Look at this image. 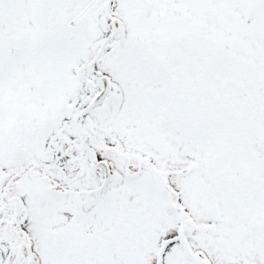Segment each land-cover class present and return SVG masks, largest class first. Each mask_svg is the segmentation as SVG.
Returning a JSON list of instances; mask_svg holds the SVG:
<instances>
[{
	"label": "flooded vegetation",
	"instance_id": "1",
	"mask_svg": "<svg viewBox=\"0 0 264 264\" xmlns=\"http://www.w3.org/2000/svg\"><path fill=\"white\" fill-rule=\"evenodd\" d=\"M80 1V7L74 8L75 0H0V59L13 56L29 42L34 45L33 56L39 57L79 40L83 49L78 66L85 74L60 99L50 94H55L52 85H32L34 114L17 116L9 128L0 122V156L11 165L0 176V199L5 202L0 213H6L0 225L7 226L4 243L12 250L17 239L18 245L27 247L28 217L41 212L59 219L67 215L54 205L45 209L39 204L44 197L52 199L53 185L61 191L74 187L76 202L83 196L81 189L95 195L103 192L109 179L105 165L111 162L123 175L119 195L128 209L140 200L134 195L129 203L126 187L148 183L161 187L163 203L173 201L180 207L184 224L176 228L184 246L188 234L196 230L236 234L230 236L232 246L241 244L244 249L257 218L244 222L251 193L258 191L264 201V0H208L207 15L195 7L194 20L182 14L174 20L178 35L172 43L167 16L160 20L148 16L151 9L154 14L162 11L168 0ZM189 4L191 0H182L181 10ZM237 10L240 17L235 16ZM20 11L26 17L17 23ZM30 23L32 28H25ZM20 24L22 31L17 34ZM134 25L141 32H154L137 41ZM207 26H212L211 35ZM125 43L143 60L137 66L132 62L134 72L146 67L159 82L134 79L127 89L128 96L133 94L129 112H124L125 105L109 118L99 117L111 85L106 81L100 88L96 78L115 67L112 59L120 56ZM178 46L181 58L176 59L170 54ZM206 71H217L212 81L205 80ZM189 73L197 74L188 79ZM7 86L1 85V92ZM40 88H48L49 96L43 97ZM24 150H28L26 158ZM15 182L19 186L10 193ZM183 186L196 195L184 201ZM166 195L171 200L166 201ZM217 195L223 208L215 205ZM190 202L198 212L190 209ZM221 211L228 217H223V225L212 226ZM167 212L174 210L169 206ZM151 216L147 212L142 218ZM256 228L264 231V225ZM59 234L66 233L49 232L48 238ZM209 243L213 244L211 239ZM19 250L14 264H26L27 255ZM4 259L0 264H5Z\"/></svg>",
	"mask_w": 264,
	"mask_h": 264
},
{
	"label": "rangeland",
	"instance_id": "2",
	"mask_svg": "<svg viewBox=\"0 0 264 264\" xmlns=\"http://www.w3.org/2000/svg\"><path fill=\"white\" fill-rule=\"evenodd\" d=\"M42 1L43 0H40V2ZM207 1L208 0H198L194 4H189L186 10H181L182 4L180 0H168L167 6H164L162 11H159L158 14H154L153 9H151V13L148 16L160 20L164 16L171 17V15H178L179 18H182L180 17V14H182L185 15L188 20H192L198 14L196 8H199L200 12L204 13V16L208 14ZM80 4V0H75L73 7L78 8L80 7ZM40 8L42 10V5ZM235 16L240 17V11L237 10ZM25 17L26 15L20 11V16L16 20L17 23L22 22ZM46 17H48L47 14ZM168 20L169 43H172L177 39L178 22H174L175 19L171 18ZM17 27L18 28L14 32L19 34L22 31V24ZM134 27L135 30L133 33L135 34L137 41L143 39L145 37L144 34L154 32L151 29H146L145 31L141 32L138 30V26L134 25ZM211 27L212 26L206 27V33L208 35L212 34L210 31ZM25 28L31 29V23L30 25H25ZM125 44L122 45L123 47L121 48L123 52H125L124 54L127 53L128 55L139 56L130 43ZM32 45L33 44L31 42L25 43L23 46L17 49V52L13 56L0 59V86L8 85L7 89L3 90L2 92L0 90V122L5 123L7 128L12 125L17 116H31L34 114L33 98L35 97L36 89L32 85H52V87H54L55 94L50 92L48 88H40L41 94L43 97H48L50 92L52 96L60 99L71 92L72 85L76 82L74 77L75 67L82 63L81 52L83 47L79 40L73 41L71 45L68 46L69 48H64V45L58 46L56 51L57 53L51 56L47 54H42L39 57L33 56ZM175 49L177 51L172 50L173 52L170 55H174V58L176 59L181 58V53L178 51L179 46L175 47ZM119 50H117V53L120 52ZM142 62L143 60L139 56L138 60H136L133 65L136 64L137 66ZM118 63L120 64V61H118ZM170 63H173V61ZM52 66H55V68ZM126 66H122L121 72L113 71L111 74L114 77L112 78L113 80H120L127 86V89L130 82H132L134 79L143 80V76L145 74L150 76V70L146 67L134 72L135 68L133 70L132 64L125 68ZM173 69L170 68V71ZM179 71L181 70L175 67L174 73L178 76V78H181ZM212 72L213 73L210 71H206V73L204 72L206 75L204 76L205 80L212 81L214 79V74H217V71ZM153 74L157 75V73ZM200 75L203 74L201 73ZM192 77L189 79H192ZM79 82L82 83L81 81ZM137 93L139 94V91H137ZM132 97L133 94H130L129 100ZM0 158H2L0 159L1 176L4 173V170L8 169L11 165L9 162H7V160H3V157L0 156ZM18 186L19 182H15L11 186L10 193H14ZM183 187L185 188V190L182 192V198L184 201L190 197L193 198L196 195L195 190L191 195L188 192V187ZM141 189L142 190L136 192V195L140 200L139 204L132 205L130 209L123 212L117 227H115V225L116 222H118L117 219L119 213H115V206L110 209V207H112L111 205L115 204L116 198L114 199L113 194L104 191L103 194H105L106 202H108L106 204V208L109 206L110 210L102 216L101 214L103 212V206L99 207L100 202H97L96 209L94 208L92 213L83 215V221L80 223V231L83 234L82 237L78 234V229L75 227L78 222V217L73 218L71 225H68L69 220L63 223L58 219L57 216L45 217V219H47V224L50 225V233H52L54 230H64L66 233L64 235L59 234V236H51V238H48L49 234L47 231H43L44 227H41V225H38L36 222L28 221L26 223V227L27 230L35 236L33 241L37 244L36 246L38 248L36 251L41 258V264H67L68 258H66L67 254L65 248H67L69 251H72L74 257H71V259H75L76 255L80 258L78 264H112V258H115V256L121 252V249L118 247L117 243L120 240L124 241L125 238L130 236H132L133 240H136L138 238L137 227L141 226V228H145L148 223H153L155 225L154 229L158 231L144 230L138 240L130 241V248L133 250V255L127 256L125 258L126 264H192L191 260L186 255L185 250L180 247L178 242H168V240L173 238L175 235L173 227H178V224L183 226L184 224L182 221L183 218L178 210L180 207H178L173 201H169L171 199L168 197V195H166V201L169 202L163 203L161 199L156 200L153 198L155 194L144 191V189H147L146 187H142ZM93 194L94 193H92V196L95 195ZM132 195L134 194H130V196ZM219 198H221V195L216 197L218 201V204L216 201L217 207H220ZM260 199L262 198L258 191L255 190L251 193V199L248 201L249 207L247 208V214L244 222H247V219H252L253 217L261 218L264 216V201ZM145 201H149V204L146 205ZM42 202L44 206H50L53 204L49 198H44ZM177 202L180 203L178 200ZM1 204L4 205L5 202H2L0 199V205ZM189 204L191 210L198 212V208L196 207L195 203L190 202ZM169 206L174 210V212H171L170 215L167 212ZM32 207L33 205H31L30 208ZM6 208L8 209L7 206ZM147 212H152L153 216L142 218ZM222 216L224 218L228 217L227 214L221 211V213L216 216V218L212 219L214 226H219L222 224ZM2 217H6V213H0V218ZM49 220H52V223H50ZM210 220L211 219H209L208 222H210ZM205 221L207 222V219H205ZM18 224L21 225L20 222H18ZM43 226H45V223ZM114 227L115 230L113 232H107L112 230ZM163 227L169 228L168 230H162ZM6 229V224L0 225V242L3 243V249L0 250V260L5 258V264H14L19 257L18 252L20 250L18 247H14L12 250L10 249L9 253L7 244H5L7 242ZM90 232H100V234H103L98 239L95 235L88 234ZM193 232L195 233L188 234L190 239H195L196 243H198V245H196L198 248H201L202 250L204 249L206 252H210L216 258L220 257L218 264H243V262L244 264L264 263L263 258L261 257V255L264 257V254L260 255L256 249V246L252 245V243H254L253 239H251L250 242H247V245L244 246L243 260V251L241 247L228 249L233 243L232 239H230V236L233 237L236 234L228 233L226 235H222L217 232H197L196 230ZM71 233L74 234L73 237H71ZM42 237H44L43 240ZM210 239L213 242V246L217 247L218 249L214 247L199 246L200 244L209 246L208 244ZM59 244H62V247H59L57 250H55V247ZM129 250L132 252L131 249ZM226 252L229 256L227 258H221V256L226 254ZM128 253L131 254L130 252ZM27 263H29V259L27 260L26 264ZM114 264L118 263L114 262Z\"/></svg>",
	"mask_w": 264,
	"mask_h": 264
},
{
	"label": "bare ground",
	"instance_id": "3",
	"mask_svg": "<svg viewBox=\"0 0 264 264\" xmlns=\"http://www.w3.org/2000/svg\"><path fill=\"white\" fill-rule=\"evenodd\" d=\"M99 83L101 84L100 86L102 87L104 84V79H100ZM122 103H123V93H122L119 85L113 81L111 84V88L109 90V93H108V95H107V97L103 103V107L101 108L100 111L97 112V115L99 117L109 118L120 109ZM105 163H107V162L105 161ZM105 166H108V168H109L108 169L109 179H108L107 184L112 188L119 186L121 181H122L121 173L112 165L111 162H108L107 165H105ZM106 170H107V167H106ZM94 204H95L94 198L88 197L85 201V210L86 211L91 210L93 208ZM197 255L200 256L201 258L205 259V260L206 259L208 260V258L205 256L204 252L201 250L197 251ZM31 264H41L40 259L37 255V253H35V252L32 254Z\"/></svg>",
	"mask_w": 264,
	"mask_h": 264
},
{
	"label": "water",
	"instance_id": "4",
	"mask_svg": "<svg viewBox=\"0 0 264 264\" xmlns=\"http://www.w3.org/2000/svg\"><path fill=\"white\" fill-rule=\"evenodd\" d=\"M80 28H82V26L80 25ZM86 33V32H85ZM18 149H15V152L17 153ZM22 153H24L25 158L28 156L27 150L21 151ZM127 207V204H124L122 202V208L125 209ZM264 221L262 220H256L254 222L253 228L255 229V232L257 234V239H258V248L261 252H264V231H260L258 228L255 227V225H263Z\"/></svg>",
	"mask_w": 264,
	"mask_h": 264
},
{
	"label": "trees",
	"instance_id": "5",
	"mask_svg": "<svg viewBox=\"0 0 264 264\" xmlns=\"http://www.w3.org/2000/svg\"><path fill=\"white\" fill-rule=\"evenodd\" d=\"M99 239V238H98ZM124 253H126V250L123 249V246L121 247V252L117 255V256H122ZM71 252H70V256H71ZM78 259H72V262H70L69 264H76ZM198 263V262H197ZM199 264V263H198Z\"/></svg>",
	"mask_w": 264,
	"mask_h": 264
}]
</instances>
